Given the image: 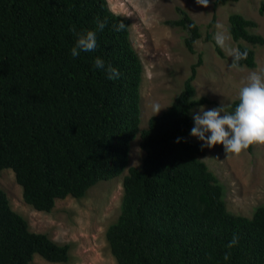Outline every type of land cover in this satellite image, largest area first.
<instances>
[{
  "label": "trees",
  "instance_id": "16d2710c",
  "mask_svg": "<svg viewBox=\"0 0 264 264\" xmlns=\"http://www.w3.org/2000/svg\"><path fill=\"white\" fill-rule=\"evenodd\" d=\"M230 1L238 0H214L213 7ZM176 11L178 17L166 24L187 32L183 42L194 53L199 26L183 8ZM215 18L213 13L209 27ZM97 19L105 22L102 31ZM120 23L124 28L117 31ZM129 25L107 0H0V170L13 171L25 203L49 212L56 199L81 198L97 182L120 175L138 134L141 167L123 176L120 213L105 232L116 262L264 264V204L250 216L231 213L223 185L201 159L204 146L184 138L192 127L191 110L210 102L195 97L202 55L166 109L140 130L143 67ZM256 27L240 13L228 16L235 66L255 67L251 46L264 45ZM87 30L96 32L97 47L73 58L76 34ZM205 39L224 57L210 33ZM97 58L105 68L118 69L119 78L108 79L95 67ZM238 102L225 110L234 111ZM233 235L238 244L229 249ZM35 253L66 262L69 245L31 231L0 188V264H30Z\"/></svg>",
  "mask_w": 264,
  "mask_h": 264
},
{
  "label": "rangeland",
  "instance_id": "374dc122",
  "mask_svg": "<svg viewBox=\"0 0 264 264\" xmlns=\"http://www.w3.org/2000/svg\"><path fill=\"white\" fill-rule=\"evenodd\" d=\"M107 2L113 12L129 19V38L142 62L140 130L147 126L148 118L155 115L154 105L160 106L161 113L179 93L198 54L202 55L203 62L197 67L193 81L195 97L205 96L210 102L196 105L191 110V129L195 126L193 116L201 106L205 110L226 106L238 98L240 88L252 72L264 75V45L251 46L241 41L253 47L256 65L253 68L237 67L234 65L237 45L228 32V16L240 13L255 20L254 31L264 37V13L259 12L264 7V0L230 1L216 8L213 7L214 0H209L207 8L199 6L196 0ZM177 6L187 11L199 26L201 37L194 42V53L184 45L187 32L166 24L167 20L178 17ZM213 13L216 18L209 27ZM208 33L214 40L218 33L224 37V44L220 46L224 57H220L214 44L205 39ZM191 129L184 138L203 145L191 136ZM204 148L201 159L223 185L227 209L233 214L250 216L256 206L264 204V145H253L251 151L239 156L225 154L222 145ZM143 156L137 134L129 145L128 165L120 175L97 182L81 198L56 199L49 212L37 211L25 203L13 171L9 168L0 170V188L5 191L11 208L27 220L30 230L46 233L58 244L69 245L66 262H49L35 253L30 264H118L110 252L105 232L120 213L123 176L130 167L140 168Z\"/></svg>",
  "mask_w": 264,
  "mask_h": 264
},
{
  "label": "clouds",
  "instance_id": "9594fccd",
  "mask_svg": "<svg viewBox=\"0 0 264 264\" xmlns=\"http://www.w3.org/2000/svg\"><path fill=\"white\" fill-rule=\"evenodd\" d=\"M196 3L204 8L209 6V0H196ZM96 27L102 31L105 22L97 19ZM115 28L120 31L124 25L120 23ZM215 39L218 45L223 46L224 37L221 34L218 33ZM96 47V32L87 30L76 34L70 54L76 58L81 52H92ZM94 65L97 69H104L108 79H117L120 76L119 70L111 65L105 68V62L101 58H97ZM238 101L232 112L226 111L223 105L210 110L201 106L193 116L195 126L191 129V136L202 141L204 147L222 145L225 154L235 156L247 151L250 146L264 145V75L252 72L239 90ZM153 111L155 115L158 114L161 111L160 106L154 105ZM237 244L238 236L233 235L227 247L231 249ZM224 259L229 260L230 253H226Z\"/></svg>",
  "mask_w": 264,
  "mask_h": 264
}]
</instances>
